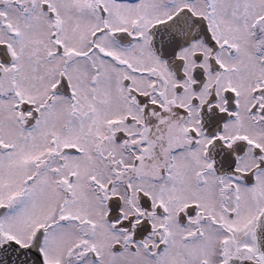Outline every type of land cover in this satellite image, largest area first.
Returning <instances> with one entry per match:
<instances>
[{
    "label": "snow or ice",
    "instance_id": "snow-or-ice-1",
    "mask_svg": "<svg viewBox=\"0 0 264 264\" xmlns=\"http://www.w3.org/2000/svg\"><path fill=\"white\" fill-rule=\"evenodd\" d=\"M0 264H264V0H0Z\"/></svg>",
    "mask_w": 264,
    "mask_h": 264
}]
</instances>
